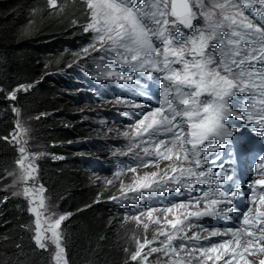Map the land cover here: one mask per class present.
Listing matches in <instances>:
<instances>
[{
	"label": "snow or ice",
	"instance_id": "6c2138e0",
	"mask_svg": "<svg viewBox=\"0 0 264 264\" xmlns=\"http://www.w3.org/2000/svg\"><path fill=\"white\" fill-rule=\"evenodd\" d=\"M48 2L52 7L57 5V0ZM85 3L88 23L83 31L92 33L93 38L82 52L85 56L99 53L94 57L96 76L113 84L124 82L121 87L127 85L137 91H147L145 85L152 82L159 90L156 106L138 115L133 113L137 118L128 125L129 130L123 131L129 138L128 150L113 153L132 156V162L116 175L127 171L135 177L132 184L122 185L121 197L110 199L133 206V213L125 212V219L142 223L147 229L142 217L156 225L163 217L171 231L159 228L152 240L137 239L130 260L146 264L152 253H163L168 258L166 264H264V150L253 165L251 180L243 187L235 171L224 169L223 161L212 166L225 146L233 144V121H242L264 141V0ZM245 9L251 11L246 13ZM31 87L18 85L7 99L15 101L18 92ZM115 99L132 108L143 107L129 97ZM13 112L19 115L18 108ZM16 127L21 128L19 123ZM21 130L27 134V129ZM18 143L20 170L14 183L25 186L22 193L13 195L29 199V212L35 217L34 245L47 252L51 243L53 264H69L61 229L71 213L57 216L53 206H45L42 183L38 188L35 184L27 186L28 181L36 180L39 166L35 160L44 153L29 154L24 147L26 141ZM210 153L215 156L210 157ZM173 160L178 163L159 171L143 175L136 172L137 168ZM197 185L207 187L163 207L140 202L141 194L180 192ZM245 198L247 206L239 207V201ZM181 209L185 210L183 218L176 215ZM169 214L175 218L168 219ZM202 217L232 218L241 226L210 232L202 229L207 234L201 235L192 231L197 225L191 218ZM212 237L227 239L211 241ZM157 242L158 247L152 246ZM258 255L262 258H249Z\"/></svg>",
	"mask_w": 264,
	"mask_h": 264
},
{
	"label": "trees",
	"instance_id": "16d2710c",
	"mask_svg": "<svg viewBox=\"0 0 264 264\" xmlns=\"http://www.w3.org/2000/svg\"><path fill=\"white\" fill-rule=\"evenodd\" d=\"M58 12L63 19L46 22L31 34L24 33L35 16L37 21L40 19L38 14ZM86 23L84 0H57L56 7L50 6L48 0H0V138L7 137L0 139V264H53L51 251L44 252L34 245L25 200L4 189L7 172L20 158L17 142L12 138L25 115L38 117L37 138L47 147L46 156L38 161L39 183L50 199L58 202L62 214L72 212L62 227L69 264L132 263L130 256H121L123 246L119 244L118 226L113 221L119 205L110 197L120 191L102 187V181V185L92 183L79 160L70 158L72 151H67L73 150L72 142L79 139L83 146L80 150L86 153L84 143L99 139L97 134L103 128L98 121L107 110L105 107L98 109L97 114L89 112L82 117L76 110L70 111L75 107V99L67 94L66 88H74L73 78L58 75L60 67L72 60L74 54H81L79 45H65L61 36L66 34L88 45L93 34L83 31ZM18 85L32 87L27 92H18L15 101L8 100L7 94ZM14 107L19 109V115L13 112ZM79 118L82 121L78 122ZM84 139L90 141L83 142ZM55 154L64 158L68 155L69 159L54 157ZM155 234L147 232L144 238L150 240Z\"/></svg>",
	"mask_w": 264,
	"mask_h": 264
},
{
	"label": "rangeland",
	"instance_id": "374dc122",
	"mask_svg": "<svg viewBox=\"0 0 264 264\" xmlns=\"http://www.w3.org/2000/svg\"><path fill=\"white\" fill-rule=\"evenodd\" d=\"M81 1H83V0H81ZM208 1L209 0H204V2H208ZM38 15L40 16L39 17L40 19L38 21H37L38 17L35 16L32 19V21L28 25L25 26V29H24V33L25 34H31L33 32H36V30H38V27H42L44 25V23H46V22L47 23H53L54 20L63 19V16H62V14L60 12H58L55 15H47V14L44 15V16H41L40 14H38ZM73 27H75V26L73 25L72 28ZM89 34L91 35L90 32H89ZM61 37L65 40V45L68 44V43H72L74 45H79V48L81 50L80 51L81 54H79V53L74 54L73 55L74 57H73L72 60H70L64 66L60 67V71L58 72V75L62 76L64 74V75L67 76L68 75L67 72H71L73 74L74 73L75 74L79 73L78 76L85 77V74L86 75L91 74V70H92L91 68L94 67V69H95L96 61L94 59L95 55H93V53L90 56H85V54L82 52V49L84 47H86L87 44H85L83 41H82L83 44H80L78 38H76V40H72V37L71 36H66V34L65 35L63 34ZM90 43H92V41L89 42L88 45ZM65 48L67 49V47H65ZM97 56H95V57H97ZM80 59L83 62H81ZM88 63L91 64L92 67L91 66L88 67L87 66ZM69 65H71V67H69ZM74 77L76 78L77 76H74ZM66 83H70V82L66 81ZM88 88H91V87H88ZM66 89H67L66 90L67 94L68 95H72V97L75 99V107L71 108L70 111L76 110V114L81 115L80 117L88 116V115H85V114H88L89 112L90 113L94 112V113L97 114L98 113V109H105V107L107 108V110L104 111V114H103L104 116L102 115V117L98 121V124H102V128L103 129H101L99 131V136L97 134V139L99 138L98 139L99 142H97V143H98V146L100 147V142H101L102 146L104 147L103 148V152L101 150L98 151L97 149H95L93 152H90V153L82 152V150H80V149H82L83 146L81 147V144L79 143L80 142L79 139L77 141H75L76 143H75V145L73 147V150H67V151H72L71 154H70L71 155L70 158H76L77 161L79 160L80 165L87 172V174L90 177V181L92 183H94L96 185V184H100L101 181H102L103 185H104L102 187H105L106 189L112 188L113 190H115V189L119 190L120 193H119L118 197H121V195H122L121 194L122 185L126 187V186L132 184L133 179L135 177V174L132 173V172H127L126 171V172L120 173L118 178H116L114 176H111L112 174H104L103 172H101V168H105L108 165H112V166H118L119 169H120V164L121 163H126L125 156L113 155L114 152H125V151L128 150V146L122 147V144L120 142L121 140H124L127 137L123 136V134H122L123 131H121L122 128L120 127L119 123L112 121V119L114 118L115 115L120 114V112H123V109L118 108L116 105H114L112 103V100H110V99L109 100L108 99L105 100L103 98H100L102 103L89 104L88 102H86V101H88V100H86L87 98H83V97L81 98L82 91L80 89H78L77 87H75V86H74V88L68 87ZM116 97H127V95L125 93L124 94L113 95L112 99L117 101V99H115ZM89 98H90V96H89ZM129 98H132V97H129ZM134 100H135V102L139 101V93H137V92L134 93ZM154 101H156V100H154ZM118 103H120V104H122V105L127 107L128 115L131 118H134V121H135L137 116L136 117L133 116V113H135V111H137V109L129 107V106L125 105L122 102H118ZM156 103H157V101L155 102L153 107L156 106ZM147 110H149V108L143 110L142 112H145ZM129 111H131L132 113L130 114ZM108 112L112 116H111V118L106 119L105 115ZM80 120L82 121V118H79L78 122ZM38 124H39V122H37V118L36 117H34V118L29 117L28 118L26 115L22 116L21 119H20L19 125L21 126V128L28 130L27 134H25L21 130V128H18L16 134L14 135L15 138H16L15 140L17 142V150L20 147V144L18 143V141L25 140L26 144H24V147L26 148V150H27V152L29 154L37 153V152L44 153L43 156H41L39 159L35 160V163L37 165H38V161L40 159H42L44 156H46L45 154H46V149H47V147L45 146L44 142L37 138L36 127L38 126ZM67 124H69V121L66 122V125ZM98 124H96V126H95L96 129L99 128ZM70 125H71V123H70ZM233 127L235 128V131L233 132L232 140H233V143L236 146V148H238L237 152H239V155H236V157H237L238 161H241L243 156L245 155V153L249 149V145L252 144V143H255L256 141H258L259 138L256 137V138H254L253 140H251L249 142H246L244 144H240L239 142L235 141L237 134L240 132V129L237 127V125H235ZM126 130H129L128 127H127ZM82 141L83 142H87V141H90V140L86 141V139H84ZM126 142H124V143L126 144ZM87 143H84V145L87 146ZM59 144L61 146H63L62 144H64V143H59ZM136 151H139V150L137 149ZM86 154H88L89 156H86ZM18 156L20 157L19 154H18ZM57 156H58V154L54 155V157H57ZM64 156H65V158L63 156H61V155L58 156V158H60V159H69V157H67L68 155H64ZM129 156H131V154ZM29 159H31V155H29ZM89 161H90V163H89ZM175 162H176L175 160H173V161H161L158 166L145 167L144 170H141L143 168H137L136 172L138 174H140V175H143V174L148 173V172L159 171L160 169L166 168L168 165L173 164ZM79 169L82 170L80 168V166H79ZM9 170L10 171H8L7 174H6V183L4 184V189L6 191H8L9 193H11L12 195H13L14 192L22 193L23 187L25 185H22L20 183H14V181L16 179V174L20 170L18 164H16V166L14 168H11ZM38 177H39V174L36 177L35 181H32V180L28 181V185L27 186H32L33 184H35V186L38 188L39 185H40V183H39L40 180H38ZM108 181H112V183L109 184ZM100 185H102V184H100ZM197 186H198V190L202 189V188H206L203 185H197ZM182 193H183L182 191H180V192L173 191L172 199L176 200V198H177V201L186 200L181 195ZM42 195H43V197L45 199V206L46 207L53 206L54 207V211L56 212L57 216L59 214H62V211L59 210V208H58L59 207L58 202H56L55 200L52 201L46 191L43 192ZM15 196L22 197L25 200L26 205H28V210H29V199L25 198L22 194L21 195H15ZM2 201H3V198H2ZM50 210H52V209H50ZM125 212H127L129 215L132 214V213H129L128 211H125L124 209H119L116 212L115 216L113 217L114 218L113 221H115L116 225L118 226V230H117L118 233L117 234H118L119 244H120V246H123L122 253L120 252L121 256L123 258L126 257V256H130V254L132 253V252H130V249L135 248L136 240L139 239V240L142 241L143 239H145L144 235H146L147 232H150V235L151 234H155V233H157L159 228H163L165 230L171 231L170 227L167 226L166 220L163 217H161V224L160 225H156L155 223H152L151 221H149L147 219V217H142L141 220L144 223L148 224V228L146 230L143 227L142 223H138L137 221H135L133 219H125ZM184 212H185V210H183V209L178 210L176 212V215H181V217H182L183 216L182 214ZM66 213H71L72 214V212H64L63 214H66ZM48 214L49 213H45L46 216ZM29 215H30V218H31L30 219V223H29V228H30L32 234L34 235V229H35L34 220H35V217L30 212H29ZM54 218L55 217H53V219ZM167 218L168 219H174L175 216L173 214H169ZM62 227H63V224H62ZM228 228H231V227H228ZM61 231H62V229H61ZM208 231H210V228H208ZM62 234H64L63 231H62ZM206 234L207 233H205L203 235H206ZM147 239L149 240V238H147ZM152 239H153V237L150 238V240H152ZM158 240H163V237H158ZM220 240H223V238H220ZM122 242H123V244H122ZM62 243H63V246L66 248L64 235H63ZM154 244L159 246L158 242L154 243ZM48 249L51 251V254H52L54 252V245L49 243V248ZM125 249H127V251H125ZM157 258H160V259H157ZM182 258L183 259H188L187 257H182ZM167 259L168 258H165L163 253H152L149 256L148 261L146 262V264H166ZM127 264H134V263L132 262V263H127Z\"/></svg>",
	"mask_w": 264,
	"mask_h": 264
},
{
	"label": "bare ground",
	"instance_id": "6f19581e",
	"mask_svg": "<svg viewBox=\"0 0 264 264\" xmlns=\"http://www.w3.org/2000/svg\"><path fill=\"white\" fill-rule=\"evenodd\" d=\"M205 3L207 4V3H209V1L205 2ZM257 7H259V6H257ZM250 11H251V9H245L246 13L250 12ZM94 78L97 82L101 81V78H98L97 76H94ZM120 84H122V83L119 82V86H120ZM121 88H122L121 91H115L114 90L113 95L125 93L127 95V97H132V99H134V93L135 92L139 93V91H137L136 89L131 88L127 85H125L124 87H121ZM146 88H147V92L149 93L150 97L153 100L157 101L158 93H159L158 88H156L153 83L147 84ZM100 98H102V97L87 98L86 100H88V101H86V102H88L89 104H99V103H102ZM129 113L131 114L132 112L129 111ZM135 113L137 115L139 114V112H137V111H135ZM111 116L112 115L108 112L105 115V118L109 119V118H111ZM133 116L136 117V115H133ZM232 125L233 126L237 125V127L240 129V132L236 136V140H235L236 142H239L240 144H244V143L249 142V141L253 140L254 138H256L255 134L249 128H246L243 126L242 121H233ZM231 139H232V137H231ZM97 142H99V141L97 140L95 142H88L86 153L93 152L95 149H97L98 151L101 150L103 152L104 147L102 146L101 142H100V147H99ZM120 142L122 144V147H125V146H128L129 139L127 137L126 139L121 140ZM124 142H126V144ZM66 143H70V142L67 141ZM75 143L76 142H72V145H75ZM262 150H264V141H261L259 139L255 143H252L249 145V149L247 150L245 155L244 156L242 155L243 156L242 160L238 161V159L236 157V155H239V152H237L238 148H236V146L233 143L231 146H225V149L220 152V157L218 160H219V163H220V161H223L224 168L228 172L235 171L236 177H239V182L241 183V185L243 187V185H246L247 182H249L251 180L252 174H253V165L256 163V161L259 157V154L261 153ZM211 154H212V156H215V153H211ZM141 155H143V153ZM86 156H89V155L86 154ZM125 161H126V163L120 164V168L121 167L123 168L127 164H130L132 162V156H125ZM89 163H90V161H89ZM144 169H145V167H143V169H141V170H144ZM118 170H119L118 166H112V165H108L105 168H101V172H103L104 174H112L111 176H114L116 178H118V176L116 175V172ZM256 178H258V177H256ZM203 186H205V185H203ZM205 187H207V186H205ZM165 192L167 194H169L171 191H165ZM171 194H173V192ZM128 195H134V194L128 193ZM141 195H143V194H141ZM152 196L154 197V193H149L147 196H145V201H146L145 203L148 206H151V202H149V201H150ZM176 200H177V198H176ZM140 202L142 203V198H141ZM238 206L241 208L246 207L247 206V199L245 198L244 200L239 201ZM201 207H203V205ZM121 209H124L125 211H128L129 213H133V211H134V208L132 205L126 206V204H124V206ZM198 221H199V225H200L199 227L201 228V230L202 229L208 230V228H210V231L214 230L215 228H220L221 230H225L228 227H234L237 224L236 221L232 218L224 219L221 217H216V218L202 217V218L198 219ZM220 222H222V224H226V225L218 226V223H220ZM227 224H229V225H227ZM193 232H199V231H193ZM200 234L203 235V234H205V232L202 231V232H200ZM220 238L227 239V237H212L211 241H220ZM211 241H202V243L207 244V243H210ZM154 247H157V246L154 245Z\"/></svg>",
	"mask_w": 264,
	"mask_h": 264
}]
</instances>
